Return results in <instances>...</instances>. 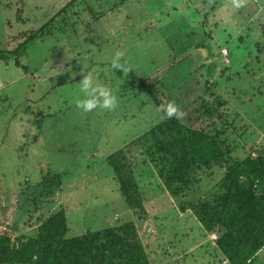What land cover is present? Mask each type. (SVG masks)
<instances>
[{
    "label": "rangeland",
    "instance_id": "374dc122",
    "mask_svg": "<svg viewBox=\"0 0 264 264\" xmlns=\"http://www.w3.org/2000/svg\"><path fill=\"white\" fill-rule=\"evenodd\" d=\"M14 1L0 0V48H8L18 32L41 26L44 32L28 44L20 61L25 74L11 61H0V190L18 188L25 180L33 187L40 173L63 174L51 211L65 208L73 234L125 216L103 159L161 118L157 108L144 107L147 96L127 71L137 77L146 72L151 82L154 62L159 63L164 85L152 91L162 105H189L177 117L197 127L202 122L194 109L201 98L208 99L204 84L217 82L214 92L226 102L223 111L235 132L243 135L245 127L248 144L264 147V0H77L49 25L53 13L71 0H21L24 23L16 21L15 6L5 7ZM117 52L119 69L112 66ZM86 73L116 97L118 83L135 88L128 87L124 96L126 88L111 110L83 111L75 102L87 98L78 86ZM38 114L40 129L30 122ZM241 138H230L239 145L233 155L254 156L248 145L241 149ZM55 143L60 152L53 150ZM153 184L143 197L146 218L140 233L145 242H163L169 252L161 262L158 250L154 263L213 264L195 216L180 212L168 194L150 188ZM174 251L180 252L170 257Z\"/></svg>",
    "mask_w": 264,
    "mask_h": 264
},
{
    "label": "trees",
    "instance_id": "16d2710c",
    "mask_svg": "<svg viewBox=\"0 0 264 264\" xmlns=\"http://www.w3.org/2000/svg\"><path fill=\"white\" fill-rule=\"evenodd\" d=\"M76 1L71 0L53 13L47 25ZM7 6H15L18 23L25 22L21 18L24 10L21 0L5 4ZM43 32L42 26L34 31L18 32L9 40L8 48H0V61L5 64L11 61L25 74L27 69L20 61L25 58L28 44L42 38ZM225 57L222 56L227 59ZM153 62L148 66L151 72ZM154 66L156 78L151 82H147L150 75L146 72H137L138 77L133 71L125 75L139 83L147 96L144 107L158 109L162 104L152 88L164 84L159 76L162 67L157 62ZM250 75L253 77L254 71ZM216 83L205 82L203 94L208 99L201 98V104L194 109L202 122L199 127L180 123L175 114L165 118L159 110L161 118L158 121L104 157L103 162L112 170V192L117 194L126 212L123 218L114 215L115 222L101 229L73 234L65 208L59 206L51 211L52 198L62 185L63 174L56 171L40 173L33 187L25 180L17 185L18 188L0 190V264H155L154 253L160 249L159 255L164 256L162 262L169 254L167 247L157 240L154 244L143 241L140 233L146 218L143 197L151 183L154 184L150 188L168 194L180 212L190 211L195 216L207 237L203 250L209 253L213 264L223 259H226L225 264H264V147L248 144L245 127L243 135L235 132L232 120L223 111L226 102L214 92ZM126 85L118 83L121 93L117 100L126 88H135L134 84ZM256 90L255 94L261 95L262 92ZM180 104L178 111L189 106ZM129 110L133 113V109ZM39 116L30 122L40 129L43 122ZM234 135L245 136L240 141L241 149L246 150L248 145L255 155L247 152L243 158L234 156L239 146L230 140ZM35 139L36 136L33 142ZM53 146V150L61 151L56 143ZM211 234L215 235L214 240L209 238ZM179 252L170 253V257ZM175 262L170 261V264Z\"/></svg>",
    "mask_w": 264,
    "mask_h": 264
},
{
    "label": "clouds",
    "instance_id": "9594fccd",
    "mask_svg": "<svg viewBox=\"0 0 264 264\" xmlns=\"http://www.w3.org/2000/svg\"><path fill=\"white\" fill-rule=\"evenodd\" d=\"M120 53H115L112 59V66L114 68H121L122 65L118 62V58ZM127 71V69H124ZM79 90L85 94L87 97L83 100H77L76 107L82 109L83 111H90L93 108L99 106L103 109L111 110L116 106L117 98L112 93V91L104 86L101 83L94 82L92 75L90 73H86L82 76V78L78 82ZM162 110L163 117H172L174 114L179 116L180 113L176 106L169 102L167 105H162L158 108V111Z\"/></svg>",
    "mask_w": 264,
    "mask_h": 264
},
{
    "label": "built area",
    "instance_id": "2783aa9c",
    "mask_svg": "<svg viewBox=\"0 0 264 264\" xmlns=\"http://www.w3.org/2000/svg\"><path fill=\"white\" fill-rule=\"evenodd\" d=\"M212 238H210L211 240L215 239V235L211 234ZM226 263V259H223L219 264H225Z\"/></svg>",
    "mask_w": 264,
    "mask_h": 264
}]
</instances>
